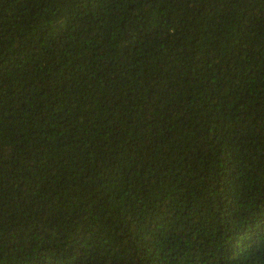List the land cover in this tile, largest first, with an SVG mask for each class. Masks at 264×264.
I'll list each match as a JSON object with an SVG mask.
<instances>
[{
    "label": "trees",
    "instance_id": "16d2710c",
    "mask_svg": "<svg viewBox=\"0 0 264 264\" xmlns=\"http://www.w3.org/2000/svg\"><path fill=\"white\" fill-rule=\"evenodd\" d=\"M0 264H264V0H0Z\"/></svg>",
    "mask_w": 264,
    "mask_h": 264
}]
</instances>
